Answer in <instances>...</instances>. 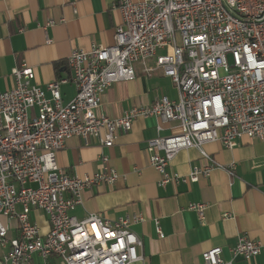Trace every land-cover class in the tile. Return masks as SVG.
<instances>
[{
	"label": "built area",
	"instance_id": "1",
	"mask_svg": "<svg viewBox=\"0 0 264 264\" xmlns=\"http://www.w3.org/2000/svg\"><path fill=\"white\" fill-rule=\"evenodd\" d=\"M113 7L121 16L113 45L76 49L66 60L75 88L70 102L63 104L59 91L67 80L42 89L31 84L25 64L11 71L13 87L0 92V248L7 249L0 264H32L34 255L41 264L51 257L62 264L142 260V243L126 229L127 220L111 225L97 215L82 221L70 215L84 191L119 177L105 154L92 175L64 173L55 157L72 137L108 150L137 118L158 119L157 133L176 123L177 132L147 142L159 186L208 177L218 166L204 151L207 144L232 149L242 138L264 141V0H116ZM154 57V66L147 67ZM134 64L147 76L160 70L175 86L177 100L161 97L116 119L98 116L104 92L135 78ZM188 149H196L204 164L183 178L168 173L174 157ZM223 170L232 175L234 165ZM205 208L188 206L200 221ZM32 211L47 217L46 233L31 221ZM263 251L264 243L239 236L229 260L216 247L202 253L200 264L252 262Z\"/></svg>",
	"mask_w": 264,
	"mask_h": 264
},
{
	"label": "crops",
	"instance_id": "2",
	"mask_svg": "<svg viewBox=\"0 0 264 264\" xmlns=\"http://www.w3.org/2000/svg\"><path fill=\"white\" fill-rule=\"evenodd\" d=\"M116 0H0V92L13 85L11 71L22 64L31 69V84L45 89L55 80L63 104L75 95L68 82L66 60L76 49L92 45L110 47L121 16L113 5ZM138 1V0H133ZM158 53L157 55H160ZM155 57L146 62L154 66ZM135 78L111 85L102 95L96 114L109 119L121 117L131 108L151 106L161 97L177 100V90L160 70L147 76L134 64ZM159 120L137 118L131 130L119 134L111 149L101 150L91 139L72 137L56 153V164L70 176L84 177L100 170L99 157L105 154L109 166L118 174L112 185H99L82 193V202L70 212L82 221L97 215L111 225L127 220L126 229L141 243L142 260L135 264H200L209 249H222V259L237 237L264 243V141L242 138L232 149L220 143L204 146L218 167L196 183H168L159 186V174L151 167L147 142L177 132L176 123L163 125ZM204 164L196 149L179 152L167 172L186 177L193 167ZM234 165L232 175L223 168ZM223 167V168H221ZM204 204L200 221L189 205ZM30 219L48 231L47 217L32 211ZM15 233L11 232L10 237ZM7 249L0 248V257ZM34 255L32 264H41ZM47 264H62L51 257ZM233 264H264V251L252 262L236 259Z\"/></svg>",
	"mask_w": 264,
	"mask_h": 264
}]
</instances>
